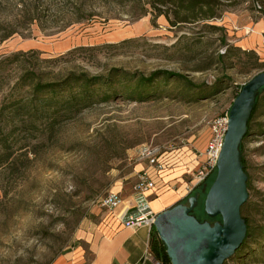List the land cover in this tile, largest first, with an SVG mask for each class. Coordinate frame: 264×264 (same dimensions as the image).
<instances>
[{"label":"rangeland","instance_id":"obj_1","mask_svg":"<svg viewBox=\"0 0 264 264\" xmlns=\"http://www.w3.org/2000/svg\"><path fill=\"white\" fill-rule=\"evenodd\" d=\"M83 2L0 0V38L16 30L0 43V109L32 94L29 86L16 88L27 68L43 82L72 72L132 74L113 77L109 100L58 119L41 107L34 116L6 111L2 123L13 129L16 152L0 166V264H70L106 214L101 198L120 185L131 189L140 146H180L203 135L207 121L230 110L239 87L264 70L256 67L264 61V0H239L219 18L180 27L163 15H141L142 5L126 0ZM16 53H25L22 61L6 59ZM158 69L192 84L163 77L142 90L145 97H133L137 77ZM244 155L252 183L241 213L250 226L244 246L224 264H264V91ZM216 175L196 211L204 212Z\"/></svg>","mask_w":264,"mask_h":264},{"label":"water","instance_id":"obj_2","mask_svg":"<svg viewBox=\"0 0 264 264\" xmlns=\"http://www.w3.org/2000/svg\"><path fill=\"white\" fill-rule=\"evenodd\" d=\"M262 87L264 70L244 84L229 110L217 175L204 200L206 214L221 216L222 220L201 221L193 213L199 205L200 193L157 213L153 227L167 248L171 264H224L247 237L248 226L241 208L249 197V176L242 164L241 144Z\"/></svg>","mask_w":264,"mask_h":264},{"label":"trees","instance_id":"obj_3","mask_svg":"<svg viewBox=\"0 0 264 264\" xmlns=\"http://www.w3.org/2000/svg\"><path fill=\"white\" fill-rule=\"evenodd\" d=\"M237 1L239 0H126V2H130L131 4L137 3L142 5V11L140 13L141 15H146L151 12L156 18L162 15L165 16L172 27H180L187 23H195L201 21L205 22L210 19L219 18L226 10L227 6L237 3ZM86 2L87 0H84L83 3ZM78 6H80L78 7V11H82V2ZM209 27L221 29L220 27L215 25H209ZM15 32L16 30H12L4 34L0 38V43L9 38ZM221 40L223 43L226 41L224 36ZM34 52L35 51H33V53ZM23 55H25V53H16L13 55V57H7L6 59L22 61L21 59ZM223 57V54H219V61H222ZM256 67H264V61L258 63ZM120 74L124 79L128 77V79H131L130 77L132 74H130L128 71L113 69L109 77H105L102 75L93 76L89 75L88 72H72L60 82H43L41 80L42 75L40 73L30 68L25 69L16 83V88L29 86L32 89V94L28 96H20V98H15L11 102H5V104L0 109V166L11 161L13 162V157L16 152L14 149V142L12 138L14 135L13 129L9 128L10 123L8 121L3 120L5 122L2 123V119L4 118V115L9 108H11L13 112L16 111L17 114L24 113L29 116H34L36 114L37 108L41 107L44 109V112L47 115L54 117V119H58L61 117V115H71L75 112H80L82 109L90 107L91 105L99 101L109 100L113 96V92H111V89L115 84L113 77ZM163 77H183L188 79V77L182 73L173 72L166 69H158L148 76L141 74L139 77H137V90L139 92L137 94H134L133 97H145V95L141 93L143 92L142 90H146L149 87L155 85L158 79H161ZM187 81L192 84L191 80L188 79ZM98 85H105L107 86V89L103 91V89L101 90L102 87ZM243 86L244 84L239 87L238 91L235 94V98L237 97ZM263 91L264 87L261 88L257 95L256 103L254 105L251 117L248 121V130L246 136L244 137V140L250 134L252 121L259 109L260 96ZM47 93H52L53 96L50 98L41 97L42 94L46 95ZM40 101H43L42 105L40 104ZM28 131H30V129H28ZM244 140L241 144L242 164L244 166V170L249 176L247 184L248 188H250L252 182L248 173L247 161L244 155ZM208 181L209 178L198 184L193 189L191 194H201L206 189V187H208ZM193 213L201 221L205 220L206 217H209L206 214L205 210L203 212L199 210L196 211L195 209ZM219 217L221 218V216ZM245 220L247 226L249 227V220L247 218H245ZM244 244L245 240L238 250H240L244 246ZM150 245L156 258L161 260L162 264H171L170 258L166 251L167 248L165 244L160 240L155 229L151 236Z\"/></svg>","mask_w":264,"mask_h":264},{"label":"crops","instance_id":"obj_4","mask_svg":"<svg viewBox=\"0 0 264 264\" xmlns=\"http://www.w3.org/2000/svg\"><path fill=\"white\" fill-rule=\"evenodd\" d=\"M211 135L208 126L203 135L190 139L186 144H167L161 154L166 167L161 171L146 160L137 158L135 176L148 171L156 183V187L148 192L154 212L159 213L179 201H186L192 195L188 189L189 182L205 161V156L201 157L199 152L206 150ZM117 187L118 190H112L122 195L123 203L118 209L121 215L118 217L106 210L90 231L84 253L72 254L70 264H154V260L147 257L154 227H128L124 224L128 215L135 211H126L134 199L133 189L132 186L130 190L121 185Z\"/></svg>","mask_w":264,"mask_h":264},{"label":"built area","instance_id":"obj_5","mask_svg":"<svg viewBox=\"0 0 264 264\" xmlns=\"http://www.w3.org/2000/svg\"><path fill=\"white\" fill-rule=\"evenodd\" d=\"M207 125L211 130V139L206 150L201 155L205 156V161L202 163L196 173L193 174L189 182V192L206 179L210 178L218 169L217 164L224 146L225 137L229 125V109L207 121ZM167 145H152L142 144L137 152V158L146 160L150 165L154 166L158 171L165 169L166 165L161 161V154ZM135 181L132 184L134 199L128 206L126 211L135 210L128 215L124 220V224L128 227H137L148 225L151 228L155 221L157 213L150 206V197L148 192L156 187L155 180L148 171H141L135 176ZM123 203L122 195L114 190H109L100 200V204L107 212L120 216L118 209ZM147 257L154 260V264H162L161 260L156 258L151 245L147 251Z\"/></svg>","mask_w":264,"mask_h":264}]
</instances>
